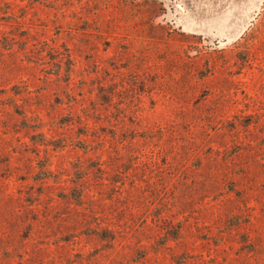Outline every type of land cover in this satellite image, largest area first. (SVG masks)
<instances>
[{
  "label": "rangeland",
  "instance_id": "obj_1",
  "mask_svg": "<svg viewBox=\"0 0 264 264\" xmlns=\"http://www.w3.org/2000/svg\"><path fill=\"white\" fill-rule=\"evenodd\" d=\"M230 4L0 0V264H264V0Z\"/></svg>",
  "mask_w": 264,
  "mask_h": 264
},
{
  "label": "flooded vegetation",
  "instance_id": "obj_2",
  "mask_svg": "<svg viewBox=\"0 0 264 264\" xmlns=\"http://www.w3.org/2000/svg\"><path fill=\"white\" fill-rule=\"evenodd\" d=\"M235 2H237V3H238V2H239V0H231V4H234ZM231 4H230V5H231ZM230 5H229V6H230ZM227 7H228V6H227ZM222 8H223V7H222Z\"/></svg>",
  "mask_w": 264,
  "mask_h": 264
}]
</instances>
